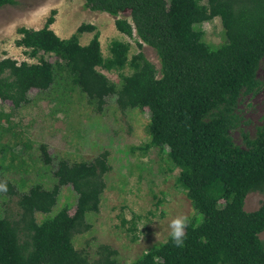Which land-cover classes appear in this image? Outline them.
<instances>
[{
  "label": "trees",
  "instance_id": "trees-1",
  "mask_svg": "<svg viewBox=\"0 0 264 264\" xmlns=\"http://www.w3.org/2000/svg\"><path fill=\"white\" fill-rule=\"evenodd\" d=\"M0 0V8L16 5ZM92 11L118 17L131 11V21L118 18L116 28L138 46L147 44L161 67L140 51L130 58L131 43L115 40L105 57L94 24H82L69 38L51 28L53 10L43 28L22 27L16 41L26 55L38 60L19 63L0 60V100L15 109L30 103L32 89L41 92L70 83L101 112L107 98L116 96L122 110L148 109L150 140L136 147L157 148L180 169L178 184L195 209L187 218L182 246L168 238L132 264H264V199L259 209L245 210L252 192L264 195V129L244 136L247 148L237 146L230 132L238 127L236 110L243 95L260 87L258 71L264 58V0H86ZM220 18L224 42L211 46L203 24ZM95 34L88 45L80 37ZM53 54L56 62L45 58ZM118 71L120 85L103 72ZM130 68L132 73H122ZM9 118L11 114L0 113ZM30 145L27 148L30 149ZM40 146L50 166L53 157ZM108 153L93 161L58 160L52 188L33 185L20 195L19 220L0 216V264H120L119 251L100 244L96 256L79 250L75 238L89 232V215L100 210L111 171ZM71 185L78 194L74 214L69 206L54 215L61 189ZM48 215L39 221L37 214ZM130 231V230H129ZM132 231V229H131ZM137 236L134 235V239Z\"/></svg>",
  "mask_w": 264,
  "mask_h": 264
},
{
  "label": "rangeland",
  "instance_id": "rangeland-1",
  "mask_svg": "<svg viewBox=\"0 0 264 264\" xmlns=\"http://www.w3.org/2000/svg\"><path fill=\"white\" fill-rule=\"evenodd\" d=\"M16 5L0 8V60L12 58L19 63L38 60L28 57L16 41L22 27L39 30L55 10V22L51 28L61 38H69L82 24H94L100 33V42L105 57H109L113 41L130 42V58L142 51L157 68L161 67L154 48L138 46L136 38H129L118 31V18L131 21V11H121L118 17L105 12L92 11L86 0H16ZM205 40L211 46L224 42L225 34L221 19L215 18L203 24ZM94 32H85L80 37L82 45H88ZM46 59L56 62L53 54ZM109 79L120 85L118 71L99 68ZM130 75L132 70L122 71ZM260 87L255 93L241 97L236 110L238 127L230 135L237 146L247 148L244 136L254 138L260 128L264 129V58L258 71ZM30 103L15 109L11 102L0 100V182L7 184V191L0 192V216L19 220L20 195L41 183L52 188L54 171L58 160L71 162L93 161L107 152L112 169L105 176L106 189L102 195L100 210L90 214L92 229L75 238L76 247L88 248L96 256L100 244L119 251L120 264H132L155 245L165 242L168 236V221L183 214L190 218L195 209L186 191L178 184L180 169L175 167L167 154L153 148L148 152L137 149L150 140L148 109L122 110L117 97L107 98L104 109L99 112L88 103L87 96L71 83L55 84L41 92L32 89ZM44 144L53 157L50 166L44 164L40 146ZM30 145V149L27 148ZM78 194L71 185L61 189L54 215L64 206L74 214ZM264 195L250 193L245 201V210L260 208ZM48 215L37 214L39 221ZM132 229V231H131ZM130 230V231H129ZM134 235L137 236L134 239ZM264 240V233L260 235Z\"/></svg>",
  "mask_w": 264,
  "mask_h": 264
},
{
  "label": "clouds",
  "instance_id": "clouds-1",
  "mask_svg": "<svg viewBox=\"0 0 264 264\" xmlns=\"http://www.w3.org/2000/svg\"><path fill=\"white\" fill-rule=\"evenodd\" d=\"M7 191V184L0 182V192ZM188 220L183 214L173 216L168 221V236L171 242L176 246H182L185 238V228Z\"/></svg>",
  "mask_w": 264,
  "mask_h": 264
}]
</instances>
